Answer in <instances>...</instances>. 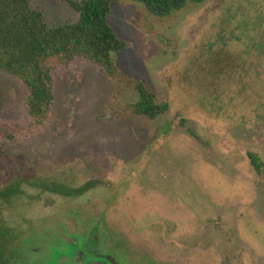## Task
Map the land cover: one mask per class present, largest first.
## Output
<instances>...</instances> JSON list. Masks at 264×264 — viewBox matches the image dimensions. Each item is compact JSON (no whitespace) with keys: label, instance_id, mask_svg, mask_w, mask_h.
Listing matches in <instances>:
<instances>
[{"label":"rangeland","instance_id":"1","mask_svg":"<svg viewBox=\"0 0 264 264\" xmlns=\"http://www.w3.org/2000/svg\"><path fill=\"white\" fill-rule=\"evenodd\" d=\"M29 1L51 26L79 19L72 0ZM109 20L128 44L113 73L55 67L42 121L0 73V264H264V0L166 18L122 1ZM138 83L165 115L134 114Z\"/></svg>","mask_w":264,"mask_h":264},{"label":"trees","instance_id":"2","mask_svg":"<svg viewBox=\"0 0 264 264\" xmlns=\"http://www.w3.org/2000/svg\"><path fill=\"white\" fill-rule=\"evenodd\" d=\"M143 4L159 18L170 17L190 4L201 5L206 0H81L70 1L79 14L73 23L49 25L44 14L29 0H0V73L20 80L28 89V113L42 121L55 105V77L58 65L86 58L113 73V56L127 49L109 17L117 2ZM138 101L133 105L137 116L155 120L169 110L167 103H158L155 94L142 83L136 85ZM252 166L261 174L263 163L250 153ZM92 184L78 189L62 188V195L80 196ZM55 264L58 261L55 259Z\"/></svg>","mask_w":264,"mask_h":264},{"label":"flooded vegetation","instance_id":"3","mask_svg":"<svg viewBox=\"0 0 264 264\" xmlns=\"http://www.w3.org/2000/svg\"><path fill=\"white\" fill-rule=\"evenodd\" d=\"M63 264V263H62Z\"/></svg>","mask_w":264,"mask_h":264}]
</instances>
